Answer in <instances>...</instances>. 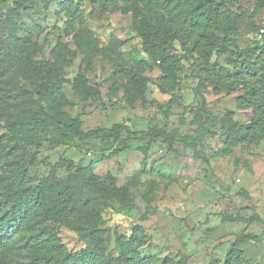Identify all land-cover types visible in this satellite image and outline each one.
<instances>
[{
	"label": "rangeland",
	"instance_id": "obj_1",
	"mask_svg": "<svg viewBox=\"0 0 264 264\" xmlns=\"http://www.w3.org/2000/svg\"><path fill=\"white\" fill-rule=\"evenodd\" d=\"M17 1L21 0L0 2V32L8 36L15 30L19 37L37 45V59L64 67L63 92L71 103L63 109L66 115L80 120L85 132L119 126L116 137L76 138L65 146L46 144L38 153V165L29 167L32 178L28 187L37 189L50 177L66 180L76 168L91 166L100 177L112 175L118 186L137 185L132 187L133 208L123 210L113 201L101 208L102 229L108 231L101 249L106 252L119 253L115 234L129 238L134 228L141 227L145 242L140 251L144 256L176 264H210L215 260L223 264L234 242L243 237L239 246L249 264H264V140L229 149L222 126L228 111H235V120L249 125L252 112L236 108L240 93L217 94L207 86L199 91L198 76L205 77V72L181 57L178 41L175 47L183 69L174 92L162 91L164 73L158 63L150 62L141 73L135 70L133 58L147 56L143 40L133 28L132 14L122 10L125 0H40L32 9ZM65 1L79 4L81 22L73 27L67 25L63 13ZM254 1L234 5L241 15L239 49L254 40L264 44V9L253 16ZM234 52L235 48H230L227 54H214L212 60L227 67ZM79 75L95 88V97L83 100L75 94L74 82ZM136 75L145 79L142 95L146 106L133 102L137 100ZM16 85L12 84V89L17 95V114L38 115L39 104L32 89L24 83ZM203 106L213 114L206 130L203 124L207 117L200 113ZM4 125L0 119V133ZM154 130L188 139L176 138L169 145L164 138L141 134ZM114 151L113 157L103 160ZM252 217L256 221L248 222ZM48 226L69 252L80 253L88 246L63 222L50 220ZM21 232L14 234V239Z\"/></svg>",
	"mask_w": 264,
	"mask_h": 264
},
{
	"label": "trees",
	"instance_id": "obj_2",
	"mask_svg": "<svg viewBox=\"0 0 264 264\" xmlns=\"http://www.w3.org/2000/svg\"><path fill=\"white\" fill-rule=\"evenodd\" d=\"M6 1L0 0L4 4ZM17 2L32 9L40 0ZM241 2L243 0H125L122 7L124 13L132 14L133 28L143 40L147 56L134 57L133 68L141 73L150 67V62L158 63L164 73L160 80L163 92H174L179 86L182 57L205 72V77L198 76L199 91L207 86L217 94L240 93L235 100L237 110L251 111L252 116L245 126L235 120V111L226 113L222 126L227 131L225 143L229 149L264 140V44L254 40L239 49L241 15L234 5ZM254 4L252 15L257 17L264 9V0H255ZM62 7L68 26L81 22L79 4L65 1ZM6 25L8 22L4 28ZM254 30L260 32L259 28ZM3 34L0 32V119L5 124L4 132L0 133V264H176L141 253L145 242L141 227L134 228L129 238L115 234L119 249L116 256L101 249L108 232L102 229L101 208L111 201L123 210L133 208L132 187L136 184L118 186L112 175L100 177L89 166L76 168L66 180L50 177L37 189L28 187L32 178L29 167L38 165V153L46 144L65 146L76 138L84 141L99 135L116 137L119 126L85 132L81 121L69 118L63 110L71 105L63 92L64 67L56 68L53 62L37 59V45L19 37L15 30L11 35ZM176 41L182 49L181 57L177 54ZM230 48H235L236 52L232 53L227 67L212 60L214 54H227ZM21 83L29 86L37 97L38 115L17 114L14 103L17 95L12 84ZM133 83L137 99L133 102L146 106L142 95L145 79L136 75ZM73 89L83 100L97 94L84 75L76 78ZM202 100L205 103V97L202 96ZM200 113L207 117L203 124L206 130L213 114L206 111L205 106ZM141 134L164 138L169 145L176 138L188 139L162 130ZM116 152L104 155L103 160ZM50 220L75 229L88 246L80 253L69 252L51 233ZM252 221L256 220L248 219ZM20 231L24 233L14 239V234ZM242 240L240 237L234 242L223 264H249L239 246ZM210 264L221 263L215 260Z\"/></svg>",
	"mask_w": 264,
	"mask_h": 264
}]
</instances>
